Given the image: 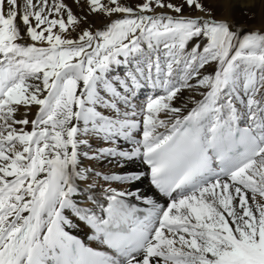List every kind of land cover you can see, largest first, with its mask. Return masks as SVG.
Listing matches in <instances>:
<instances>
[{
    "label": "snow or ice",
    "instance_id": "obj_1",
    "mask_svg": "<svg viewBox=\"0 0 264 264\" xmlns=\"http://www.w3.org/2000/svg\"><path fill=\"white\" fill-rule=\"evenodd\" d=\"M0 264H264V0H0Z\"/></svg>",
    "mask_w": 264,
    "mask_h": 264
},
{
    "label": "bare ground",
    "instance_id": "obj_2",
    "mask_svg": "<svg viewBox=\"0 0 264 264\" xmlns=\"http://www.w3.org/2000/svg\"><path fill=\"white\" fill-rule=\"evenodd\" d=\"M234 2H244V0H234ZM247 2H252V0H247Z\"/></svg>",
    "mask_w": 264,
    "mask_h": 264
}]
</instances>
